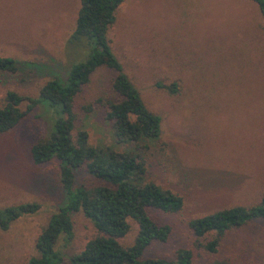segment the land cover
<instances>
[{
    "label": "rangeland",
    "instance_id": "rangeland-1",
    "mask_svg": "<svg viewBox=\"0 0 264 264\" xmlns=\"http://www.w3.org/2000/svg\"><path fill=\"white\" fill-rule=\"evenodd\" d=\"M79 5L0 0V56L42 66L24 82L0 72V107L8 90L36 97L47 80L64 79L69 66L86 57V48L67 44ZM107 38L146 107L161 117L160 137L145 153L147 179L184 199L176 213L150 212L171 231L143 257L172 259L184 247L192 250L194 264H264L263 221L228 231L214 253L204 247L214 233L196 238L188 226L190 219L224 207L255 204L264 193V21L257 6L250 0H124ZM114 74L97 68L76 98L74 137L84 130L94 147L112 143L105 99ZM173 81L175 94L156 85ZM49 115L37 106L0 133V207L40 204L36 213L0 229V264H28L37 255L40 230L65 200L58 160L36 165L29 153L33 142L47 136ZM94 182L86 169L75 171L76 185ZM71 218L72 239L56 243L65 264L97 234L81 211ZM135 231L132 223L123 245L132 243Z\"/></svg>",
    "mask_w": 264,
    "mask_h": 264
},
{
    "label": "trees",
    "instance_id": "trees-1",
    "mask_svg": "<svg viewBox=\"0 0 264 264\" xmlns=\"http://www.w3.org/2000/svg\"><path fill=\"white\" fill-rule=\"evenodd\" d=\"M123 1L80 0L75 27L67 44L72 49L86 48V57L73 62L64 79L54 75L47 80L36 97L8 90L0 107V133L13 129L37 106L50 114L47 136L33 142L29 153L36 165L58 160V180L65 192L64 203L40 230L35 241L37 255L31 256L28 264H65L56 243L60 237L66 242L72 239L71 216L77 211L92 222L97 234L68 258L69 264H194L192 250L184 247L177 249L172 259L143 257L152 242H165L171 231L169 225L158 224L150 212L176 213L183 207L184 199L147 179L145 153L160 137L161 117L146 107L109 45L107 32ZM250 1L257 6L264 21V0ZM41 67L31 61L0 56V72L20 75L21 82ZM99 67L115 73L105 99V119L112 143L94 147L88 143L84 130L77 131L74 137V108L79 93ZM156 85L170 94L178 92L175 81ZM22 103L26 104L25 110L20 108ZM82 108L85 112L91 111L90 106ZM79 168L86 169L95 182L76 185L75 171ZM39 209L37 202L0 207V229L7 230L15 220ZM255 220L264 222V193L255 204L224 207L190 219L188 226L196 238L214 233L215 237L204 245L214 253L225 233ZM132 223L135 235L132 243L125 246L121 240L129 234ZM211 264L224 263L215 260Z\"/></svg>",
    "mask_w": 264,
    "mask_h": 264
}]
</instances>
